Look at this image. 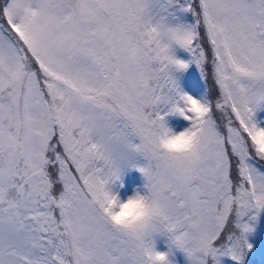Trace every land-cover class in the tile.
Listing matches in <instances>:
<instances>
[{
  "label": "snow or ice",
  "instance_id": "obj_1",
  "mask_svg": "<svg viewBox=\"0 0 264 264\" xmlns=\"http://www.w3.org/2000/svg\"><path fill=\"white\" fill-rule=\"evenodd\" d=\"M0 264H264V0H0Z\"/></svg>",
  "mask_w": 264,
  "mask_h": 264
},
{
  "label": "rangeland",
  "instance_id": "obj_2",
  "mask_svg": "<svg viewBox=\"0 0 264 264\" xmlns=\"http://www.w3.org/2000/svg\"><path fill=\"white\" fill-rule=\"evenodd\" d=\"M136 175H139L138 173ZM182 259V258H181Z\"/></svg>",
  "mask_w": 264,
  "mask_h": 264
}]
</instances>
